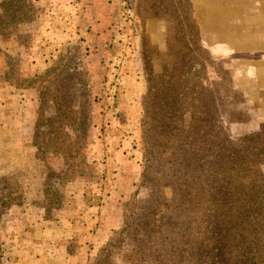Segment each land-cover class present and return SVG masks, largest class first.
<instances>
[{
    "label": "rangeland",
    "instance_id": "rangeland-1",
    "mask_svg": "<svg viewBox=\"0 0 264 264\" xmlns=\"http://www.w3.org/2000/svg\"><path fill=\"white\" fill-rule=\"evenodd\" d=\"M54 1L60 11L0 0V177L24 191L0 218L1 263L264 264V0H113L109 12ZM68 44L84 68L66 100L89 113L76 161L98 174L61 186L47 218L38 77ZM147 113L156 131L198 126L204 168L172 174L156 159Z\"/></svg>",
    "mask_w": 264,
    "mask_h": 264
},
{
    "label": "trees",
    "instance_id": "trees-1",
    "mask_svg": "<svg viewBox=\"0 0 264 264\" xmlns=\"http://www.w3.org/2000/svg\"><path fill=\"white\" fill-rule=\"evenodd\" d=\"M7 14L9 22L19 19V11H10ZM83 68L81 47L68 44L64 52L56 59L55 65L47 68L38 77L47 78V81H49V85L40 91L41 95L43 94L48 98L43 100L37 108V120L34 125L35 133L33 136L35 143L39 144L36 146L40 158L47 166V176L43 182V196L40 198V204H42L47 218L49 217L48 212L53 209L59 210L62 207L61 202L66 199L65 194L60 189L61 186L69 181L77 182L80 179L92 181L98 174L95 167H89L90 163L85 160L84 155L81 156V162L85 168H88V173L76 161L88 135L89 113L85 108L80 109L81 104L78 107L69 99L66 100L69 97L67 85L68 80L72 77V72L77 70L81 73V76L77 75V79H79L83 76ZM56 79H59V82L55 86ZM82 90H85L82 94L83 105H87V90L85 88ZM150 118V113H147L145 128L148 127V135L154 139L153 150L150 151L162 164L169 163L170 160L176 164L177 168L171 166L173 168H171L172 174L177 173L178 168L191 166L192 160L196 162L194 166L196 171L199 167L204 168V149H202V147L204 148V142L202 137L199 136L203 133H200L198 126H193L191 123L187 125L182 123L179 126L167 128L166 125H162L160 127L162 129L167 128L168 132L163 136L159 132L161 131L160 127L157 131L156 128H151ZM144 155L147 156L146 153ZM198 164L199 166H197ZM160 166V164H156L154 171H160ZM146 172V169L143 168L142 181L144 179L147 181V178L150 180L151 176ZM202 172L203 170L200 173L202 174ZM201 174L196 175L194 178L198 180ZM53 178L59 183V186L51 183ZM82 195L83 200L88 202V199L85 198L86 191ZM23 200L24 191L15 181V178L13 176H1L0 218L11 206L20 205ZM1 260L0 243V264H2Z\"/></svg>",
    "mask_w": 264,
    "mask_h": 264
},
{
    "label": "crops",
    "instance_id": "crops-1",
    "mask_svg": "<svg viewBox=\"0 0 264 264\" xmlns=\"http://www.w3.org/2000/svg\"><path fill=\"white\" fill-rule=\"evenodd\" d=\"M41 2L43 1L46 5V11H60L61 8L57 2H55L54 0H40ZM61 1V0H59ZM76 1V3H74V6L77 7L76 9L78 11H115L114 7H113V0H74ZM48 3V4H47ZM59 5V6H58ZM45 21H50V17H48L47 15L44 16L43 18ZM34 24L36 23V20L33 21ZM48 23H51L48 22ZM49 26V24H48ZM63 27L59 28V31H62ZM84 239L85 240H89L91 238V234L84 231ZM85 244V243H84ZM85 245H83V247H81L82 249L84 248Z\"/></svg>",
    "mask_w": 264,
    "mask_h": 264
}]
</instances>
